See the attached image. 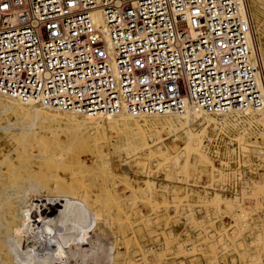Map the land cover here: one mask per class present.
<instances>
[{
    "label": "built area",
    "instance_id": "built-area-1",
    "mask_svg": "<svg viewBox=\"0 0 264 264\" xmlns=\"http://www.w3.org/2000/svg\"><path fill=\"white\" fill-rule=\"evenodd\" d=\"M252 39L247 0H0V96L80 116L264 109Z\"/></svg>",
    "mask_w": 264,
    "mask_h": 264
},
{
    "label": "rangeland",
    "instance_id": "rangeland-1",
    "mask_svg": "<svg viewBox=\"0 0 264 264\" xmlns=\"http://www.w3.org/2000/svg\"><path fill=\"white\" fill-rule=\"evenodd\" d=\"M257 29L253 36L264 50V18ZM232 117L190 129L197 137L188 143L164 127L140 132L144 136L135 144L130 138L115 142L119 149L134 148L126 154L108 146L117 138L111 130L78 131L39 120L33 126L38 135L24 147L35 154L36 145L46 144L44 169L74 197L62 196L66 206L75 203L80 210L61 247L67 264H264V123ZM7 118L0 115V123ZM75 133L80 138L66 144ZM215 139L222 167L210 155ZM57 142L63 151L48 145ZM39 162L30 160L22 169L32 174L41 169ZM230 180L237 192L232 196L221 190ZM16 237L0 228V254Z\"/></svg>",
    "mask_w": 264,
    "mask_h": 264
},
{
    "label": "bare ground",
    "instance_id": "bare-ground-1",
    "mask_svg": "<svg viewBox=\"0 0 264 264\" xmlns=\"http://www.w3.org/2000/svg\"><path fill=\"white\" fill-rule=\"evenodd\" d=\"M247 8L253 35L258 34V20L264 18V0H247ZM256 40L257 38L253 36L252 50L257 53L261 71L264 74V50L260 48ZM239 114L245 116L246 120L256 121L258 124L264 123V109H246L241 112L220 115L219 119H214L215 117L213 118L196 108H185L181 113L174 115L132 117L121 113L117 115L73 116L65 112L43 109L33 102L0 96V115L12 117L11 120L7 118L2 124L0 123V228H3L5 233L12 230L18 234V237L9 240L12 244L10 250L6 254H0V264H4L2 260L5 256L9 260L8 264H67L66 255L62 253L61 247L64 244V239L68 237V231L71 232L76 228L80 210L73 207L76 206L75 203L66 206L67 203L62 200V196L66 195L71 199L74 197L64 192L62 187H57L51 174L49 175L48 171L44 169L45 163L41 162V158L45 154L46 144L41 142L44 148L40 145L41 143L36 145L35 154L24 147V144L29 143L38 135L39 132H33V126L37 125L39 120L47 126L49 122L69 124L78 131L79 128H84L86 131L99 130L100 132L111 130L117 134V138L113 143L107 140L110 143L108 146L113 147L116 144L117 148H114V152L126 154L127 151L134 150V148L125 145L119 149V143L115 142H123L125 138H130L133 141L132 144H135L136 139H141L144 136L139 134L140 132L164 127L163 129L166 128L165 130L173 133V136L188 143L193 140V137H197V134L188 133L190 129L202 123L208 125L210 123L219 125L218 122L226 123L227 117ZM232 118L234 120V117ZM28 122L27 128L23 129L22 126ZM134 127L135 129H133ZM11 131H16L17 135L11 136ZM75 134L76 136L69 139L66 144H71L80 138L79 134ZM57 144L48 145L53 147V151L65 149L60 143L57 142ZM26 146L28 147V145ZM18 150L20 153L16 155ZM105 151L109 152L107 148ZM24 159L27 160L26 163H23ZM34 159L40 161V170L31 174L22 169L30 160ZM15 161L18 163L16 164ZM85 217L86 215L82 219L86 220Z\"/></svg>",
    "mask_w": 264,
    "mask_h": 264
}]
</instances>
